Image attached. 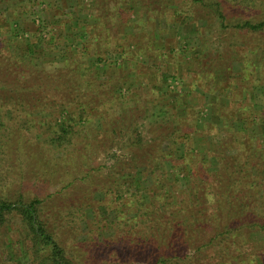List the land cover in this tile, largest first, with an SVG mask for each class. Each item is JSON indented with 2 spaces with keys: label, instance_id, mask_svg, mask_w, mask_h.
Wrapping results in <instances>:
<instances>
[{
  "label": "rangeland",
  "instance_id": "1",
  "mask_svg": "<svg viewBox=\"0 0 264 264\" xmlns=\"http://www.w3.org/2000/svg\"><path fill=\"white\" fill-rule=\"evenodd\" d=\"M220 1L228 22L264 16V3L240 8L228 0ZM214 12L193 0H0V67L12 53L25 57L10 58L9 77L16 78L10 81L17 84L18 96L27 102L19 117L16 108H4L2 114L8 112L5 119L12 124L22 117L34 121L28 129L17 126L15 135L8 136L12 147L7 150L17 169L24 171V181L0 188V194L43 198L48 228L83 264L87 260L89 264L118 263L116 249L106 251L96 242L101 233L105 239V224L116 213L126 220L132 215L121 212L129 201L124 198L134 191L131 184L140 178L142 161L159 163L164 182H176L172 184L175 198L167 200L178 205L186 174L191 173L199 187L212 188L214 178L209 173L219 162L228 169L215 176L221 187L231 179L235 188L250 186V193L241 194L237 202L258 192L253 175L264 174V126L244 125L241 130L237 120L241 110L249 114L250 109L264 107V63L258 66L264 55V31L222 27ZM82 23L89 29L85 38L78 37ZM39 55L42 62L33 64ZM246 64L254 75H242ZM77 65L94 69L85 76L70 73ZM217 67L225 68L224 77L212 74ZM85 81L92 85L85 87ZM67 119L76 135L70 143L56 147L49 142V127H59ZM170 120L179 130L184 121H193L198 128L193 141L200 166H171L181 162L176 161L182 154L181 145L176 150L170 145L168 158L158 159L159 148L135 142L141 133L164 147L166 136L174 129ZM214 147L218 153L224 149L223 159L218 161ZM248 160L253 165L246 164ZM179 167L184 170L174 173ZM114 186L119 187L120 200L107 192ZM259 218L263 217L254 215L251 221ZM91 219L95 221L92 231L88 228ZM249 219L250 215H231V241L223 245L207 241L214 235L217 221H203L206 226L199 239L206 242L204 260L221 264L223 258L213 257L216 252L227 256L234 250L238 253L232 263L249 253L260 254L264 261V234L237 227ZM11 221L13 239H22L28 231L16 212ZM83 242H90L89 251ZM141 250H127L135 255L147 253L139 261L132 260L133 264H143L145 256L153 252ZM22 254L13 255L16 264H27L28 256Z\"/></svg>",
  "mask_w": 264,
  "mask_h": 264
},
{
  "label": "trees",
  "instance_id": "2",
  "mask_svg": "<svg viewBox=\"0 0 264 264\" xmlns=\"http://www.w3.org/2000/svg\"><path fill=\"white\" fill-rule=\"evenodd\" d=\"M194 2L199 3L200 6L208 8V6L214 9L216 17L219 19L220 25L222 27L229 25L231 28L240 29L247 31H264V16H261L258 19H235L231 22H228L222 13V3L220 0H193ZM233 5H238L240 8H248L251 5L264 3V0H228ZM263 15V14H262ZM90 16L92 14L90 13ZM82 34L78 37H84L89 29H86V23H82ZM48 38L47 40H49ZM237 43L236 41H232ZM46 46V42H43ZM231 45V44H230ZM264 48V43L262 44ZM8 57L13 59L22 60L25 57L21 55H9ZM99 57V56H98ZM6 58L8 62H3L0 67V188H6L12 182H18L19 185L24 181L23 174L24 171L17 169L14 165L15 163L11 160V153L7 150L12 145L9 143V135H15L17 126L28 129L34 123L33 120L22 117L18 123H13L8 119L7 113L2 111L4 108H16L18 116L20 112H24L23 109L26 107L27 102L18 96V87L17 84L11 83V79H16L14 77H9L11 75L9 65L11 64V59ZM36 60L33 64L38 65L42 62V57L36 56ZM260 61L258 66H261V63H264V55L259 57ZM73 62V61H71ZM65 64V63H64ZM65 66V65H64ZM108 66V65H106ZM250 65L246 64L242 70V75L245 73H252L254 75L255 71L251 72ZM12 68V67H11ZM107 68V67H106ZM13 69V68H12ZM94 68H84L77 65L75 68L70 69V73H80L82 76H85L87 71L92 72ZM225 68H215L212 71L214 76H225ZM105 73V72H104ZM262 79V73L259 72V79ZM79 83L83 80H80L78 77ZM262 82V81H261ZM215 83V81H214ZM85 87L92 85V83L85 81L83 83ZM14 86V87H13ZM39 101V100H37ZM151 102L150 99L147 101ZM35 103V102H33ZM14 106V107H13ZM247 108V106L243 109ZM251 106L249 107V109ZM155 109V108H154ZM248 109V108H247ZM249 114L245 113V110H241L242 114L238 118V123L242 127L241 130H244V125L254 126L262 124L264 126V107L261 109H250L248 110ZM11 112V111H10ZM157 113H162L158 111ZM27 114H30L28 111ZM103 122L105 120L103 119ZM171 122V120H170ZM48 122L47 125H49ZM166 123V122H165ZM172 123V122H171ZM178 124L172 123L174 129L168 133L169 137L166 136L168 143L164 147H159L156 142V138L151 136L143 138L142 134L139 133L135 137L136 143H142L150 147L159 148L158 159L168 158L171 154L170 145H175L173 150L177 149V145H181L182 154L177 160L181 162H175L171 166L176 168V166L184 167L185 165H190L195 163L196 165H201V161L195 156L199 155L195 150V143L193 141V132H197L198 128L195 129L193 121H187L182 126V129H178ZM73 124L68 122H62L59 124V127H56L52 124L51 128L52 134L50 135V143L59 147L63 143H70L71 139L76 135ZM200 133V131H199ZM143 138V139H142ZM157 143V144H153ZM215 148V147H214ZM223 148H220V152L213 150V154L219 160L223 159L224 153ZM233 157V156H232ZM142 161L139 166L140 168L139 180H134L132 187L134 191L131 192V195L125 200H129L126 206V211L121 212L131 213V216H127V220L120 218L117 213L112 221H109L105 224V239L103 233L100 234L99 239L96 242L101 249L105 248L106 251H113L116 249L120 256V259L117 264H133L135 263L132 260L139 261L142 255L127 253L128 249L141 248L142 252L150 251L153 252L149 256H145L143 264H212L204 260L206 242H201L199 239V233L206 226L203 221H217L214 224L213 231L214 235L209 238L207 241L212 244L220 245L225 244L230 240V232L232 228L230 227V216H246L250 219L245 224H239L237 227L247 228L255 231H260L264 234V175L263 172L259 171L254 178L256 179L258 185V192L253 194V197L250 199H245L243 201H236L237 198H240L241 194L246 192L250 193L249 188L242 187V189L235 188L233 186V179L228 182L226 187H221L219 182L217 183L216 177H219L223 171H227V168L221 166L220 162L217 167L211 170L209 176L214 178L212 182V188L207 189V187H202L198 185V181L193 180L192 174L189 172L184 177L185 188L180 190L184 192L182 197L181 204L178 205L173 201L168 202V198H175L174 194L176 189L172 184H166L164 182V174H160L159 163L148 164V161ZM246 164H252L247 161ZM253 165V164H252ZM16 167V168H15ZM174 172L177 173L182 170V168ZM181 168V170H180ZM184 170V169H183ZM182 170V171H183ZM190 170L193 171V167L190 166ZM234 172V171H233ZM257 176V177H256ZM190 179L188 182L187 178ZM247 177V176H245ZM151 182V185L148 183ZM192 183L188 185V183ZM157 186H160L156 188ZM190 187V192H186L187 188ZM185 189V190H184ZM32 191V190H31ZM178 191V190H177ZM224 191L226 193H224ZM107 192L115 193L116 200L122 198L119 187L114 186L113 189L107 190ZM172 194V195H171ZM52 195V192L47 194L48 197ZM192 197V198H191ZM203 199V201H202ZM224 199V200H223ZM195 200V201H193ZM201 200V202H200ZM221 201H225L226 205L223 206ZM194 202L200 203L198 206L193 205ZM43 198H40L38 194H33L31 198H27L24 194H17V196H9L8 194H0V264H16V261L13 255L20 254L25 252L24 255L28 256L27 264H83V261L77 258L76 254L70 249L67 245H64L57 241L55 233L48 228L46 222L45 214L43 211ZM206 204V206H204ZM211 206L213 211L208 212V206ZM206 211V212H205ZM13 212H16L20 217V224L23 223L27 228L25 236L22 239H13L10 231L13 230V225L11 221V215ZM67 213L71 211L66 210ZM262 216L257 220H252L253 216ZM213 216V217H212ZM145 220V221H144ZM219 223V224H218ZM95 221L91 219L89 221L88 228L92 231ZM19 230V229H18ZM110 232V233H109ZM223 235H228L227 237H222ZM197 237V238H196ZM83 247H86V250L89 251L90 242H83ZM92 245V244H91ZM236 248V247H233ZM20 252V253H19ZM222 252L215 254L213 257L223 258L221 264H264V261L261 260L258 256L260 254L249 253L245 257H241L232 263L231 260L238 253L234 250L226 253L227 256L221 255ZM255 255V258H253ZM237 259V258H234ZM132 261V262H130ZM85 264H89L88 260L84 261ZM142 264V263H141Z\"/></svg>",
  "mask_w": 264,
  "mask_h": 264
}]
</instances>
